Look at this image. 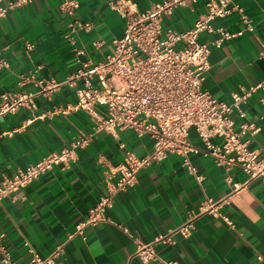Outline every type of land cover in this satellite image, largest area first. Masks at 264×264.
<instances>
[{"label": "crops", "instance_id": "1", "mask_svg": "<svg viewBox=\"0 0 264 264\" xmlns=\"http://www.w3.org/2000/svg\"><path fill=\"white\" fill-rule=\"evenodd\" d=\"M65 1L33 0L0 20V51L9 63L8 68L0 70V96L35 92L36 87L25 80L30 72L38 79L65 81L80 68L75 56L78 49L84 51L82 60L94 62L105 61L113 53V40L123 37L125 20L110 8L111 0H76L79 6L72 14L61 10ZM131 1L145 10L161 0ZM207 1L197 0L193 9L177 8L171 18L164 20V28L185 31L193 27L205 13ZM233 1L243 7L254 30L226 41L221 48H211L204 85L227 103L240 86L250 87L264 79V0ZM77 22L90 28L78 29L74 42L65 39L68 25ZM215 25L230 32L245 29L236 14L216 20ZM215 38L216 34L203 33L200 42L209 43ZM28 44L34 49L28 50ZM261 98L264 93H256L246 108L248 120L262 127L250 139V149L264 156ZM76 101L74 89L68 86L35 99L39 111ZM30 116L29 110L21 109L0 117V182L60 150L91 126L87 114L74 112L23 127ZM190 134L192 143L202 148L195 131ZM121 143L140 157L152 151L148 137L137 138L127 131L117 139L100 132L87 147L76 151V160L69 168L56 167L0 202V233L5 235V243L18 264H26L29 257L26 241L42 256L63 244V264H143L134 257V238L151 243L188 223L189 238L177 235L174 243L158 246L164 258L178 264H264V182L255 179L234 192L226 177L230 175L234 183L244 184L247 176L243 171L235 168L227 173L211 156L202 154L190 155L200 179L189 173L181 157L170 155L139 171L137 185L116 195L114 207L107 211L109 222L91 227L87 239L74 234L76 225L88 217L89 209L107 194L105 173L125 159ZM209 198L217 206L216 212L232 220L237 230L228 228L220 215L207 210L205 202ZM239 232H244V237Z\"/></svg>", "mask_w": 264, "mask_h": 264}, {"label": "built area", "instance_id": "2", "mask_svg": "<svg viewBox=\"0 0 264 264\" xmlns=\"http://www.w3.org/2000/svg\"><path fill=\"white\" fill-rule=\"evenodd\" d=\"M33 0H0V20L6 19L13 9H23ZM197 0H161L140 10L131 0H111L110 8L125 20L124 35L113 40L114 50L105 61L82 60L84 51L75 53L80 68L63 82L36 78L30 72L25 77L35 87V92H7L0 96V117L14 115L27 109L31 116L24 126L37 120H46L74 112H84L91 120L88 132L79 133L69 144L51 152L27 169H19L12 177L0 182V202L14 197L20 190L31 185L56 167L69 168L76 160V151L85 148L100 132L118 139L121 133L131 131L137 138L148 137L152 151L137 156L124 143L121 148L124 161L105 173L107 194L89 209L88 217L76 225L75 233L87 239L88 231L100 223L109 222L107 211L115 204L117 194L134 188L138 173L154 163H161L170 155L182 158L190 174L198 179L197 169L190 163L191 154L211 156L218 167L227 173L239 168L247 176L244 184L234 183L230 175L226 179L236 192L250 181L264 182V156L250 149V139L260 133V123L249 121L247 103L258 92L264 93V79L256 85L240 86L227 103L213 96L204 88L210 70L211 48H221L226 41L253 31L254 25L243 7L233 0H209L206 11L198 17L193 27L185 31L164 28V20L171 18L179 7L193 9ZM79 6L76 0H66L61 5L64 13L72 14ZM236 14L245 26L240 32H230L217 27L215 21ZM80 22L68 25L64 37L74 42L78 29H89ZM203 33L216 34L209 43L200 42ZM28 50L34 45L28 44ZM264 57V49L261 53ZM9 67L0 51V70ZM62 86L74 89L77 101L66 106H53L39 111L36 97L57 91ZM260 101L264 104V98ZM264 119L263 117L261 118ZM194 130L202 148L191 141ZM218 141V142H217ZM209 212H216L213 199L205 202ZM221 216L226 226L237 230L236 224ZM128 234L129 230L123 228ZM189 238L190 223L151 243L134 238V257L143 264H178L164 258L158 246L174 243L175 236ZM244 232H239L244 237ZM73 234L69 236L72 238ZM28 259L26 264H63L60 260L64 245H59L50 255L42 256L26 241ZM262 260V257H259ZM0 263L18 264L12 251L0 233Z\"/></svg>", "mask_w": 264, "mask_h": 264}]
</instances>
